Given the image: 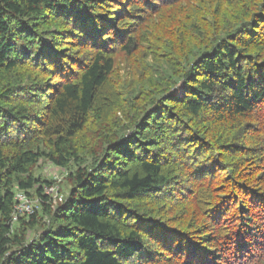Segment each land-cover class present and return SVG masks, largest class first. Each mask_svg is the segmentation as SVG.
<instances>
[{"label":"trees","instance_id":"1","mask_svg":"<svg viewBox=\"0 0 264 264\" xmlns=\"http://www.w3.org/2000/svg\"><path fill=\"white\" fill-rule=\"evenodd\" d=\"M0 264H264V0H0Z\"/></svg>","mask_w":264,"mask_h":264},{"label":"rangeland","instance_id":"2","mask_svg":"<svg viewBox=\"0 0 264 264\" xmlns=\"http://www.w3.org/2000/svg\"><path fill=\"white\" fill-rule=\"evenodd\" d=\"M123 60H127V59L121 58V61L122 62L118 66H115L114 67L115 72L113 73V75L114 76H118L119 75V77L121 79L122 78H125L126 79L127 78V75H129V72L128 71L131 69L132 63L130 61H127L126 62V61H123ZM134 85L139 86L140 84L137 81V82H134ZM179 89H181V88L178 87V88H176V90L173 91V93L176 94L177 96H180ZM109 98H111L113 102H119L118 101V98L115 95L112 96V97H109ZM118 108L119 107H117V105L113 106V112H116V113L110 114V116H108V119L107 120H109L108 121L109 126L111 125V123L113 121H121V125L122 126L127 123L125 121L126 120V117H123L122 115H120V113H117V112H120V110H121V109H118ZM104 126H107V124L102 123V126H100V127L92 126V129H96V131H99V130H102V128ZM91 138H93L91 140V142L93 141L94 144H95L96 143L95 142L96 135H93ZM93 142L91 144H93ZM94 144H93V146H94ZM85 147L86 148L84 149V151L88 149L87 146H85ZM38 167H39V169H36L35 174L36 175H39V177L41 178V180H43V181L46 180L47 182H52L54 185L57 186L56 188H57V191H59V193H60L61 188L63 189L64 194L67 192V184L65 182V180H66V174H65L64 171L57 170L56 168L52 167L50 164H47V163L42 164L41 162H39ZM63 192H61V193H63ZM64 194H63V202L62 203H64V201L66 200V198H65V195L66 194L65 195ZM51 198H53V201L50 204L49 210L51 211V213H53V212H55L59 208L60 205H62V203H60V201L58 200L57 197L55 198L54 196L51 195ZM28 199H29V202L30 203H27L26 204L27 207H30V206L35 207V206H39L40 205L39 199L37 197H31L30 196ZM26 208L23 209V210H21V211L19 210V212H17L18 217L30 216L31 215V214L30 215H27L24 212L26 210ZM47 220H48V218L45 217L44 220H43V223H46Z\"/></svg>","mask_w":264,"mask_h":264},{"label":"built area","instance_id":"3","mask_svg":"<svg viewBox=\"0 0 264 264\" xmlns=\"http://www.w3.org/2000/svg\"><path fill=\"white\" fill-rule=\"evenodd\" d=\"M56 187L57 186L54 185V184H52V185H45L44 188H43L44 195L45 196H48L52 201H53V198H51V195L54 196L55 198L57 197L58 200L60 201V203H62L63 202V195H61L59 193V191H57V188ZM28 198H27V195L24 192L17 191V193H15V196H14V200H15V209L14 210H15V213H14L13 223H15V220L18 217L17 212H19V210L21 211V210L25 209L27 207L26 204L27 203H30ZM39 202H40V199H39ZM38 207L39 206H35V207L30 206V207H27L24 212L27 215L33 214L34 211L38 210Z\"/></svg>","mask_w":264,"mask_h":264}]
</instances>
